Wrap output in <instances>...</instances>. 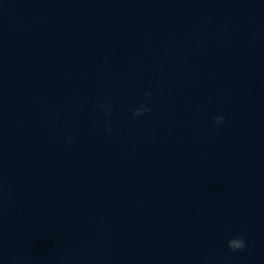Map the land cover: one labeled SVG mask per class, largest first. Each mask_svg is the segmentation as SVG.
I'll use <instances>...</instances> for the list:
<instances>
[{"label":"clouds","instance_id":"clouds-1","mask_svg":"<svg viewBox=\"0 0 264 264\" xmlns=\"http://www.w3.org/2000/svg\"><path fill=\"white\" fill-rule=\"evenodd\" d=\"M146 97H150L151 93L146 92L145 93ZM107 116L112 115V108L108 105V102L105 101L104 103L100 104L99 106ZM151 108L147 106V104H141L139 107L133 109V117H140L143 116L145 113L150 112ZM225 117L222 115H216L213 117L214 121V126L218 127L224 122ZM108 124L107 131L108 133H112L113 129L111 127V121L108 120L106 121ZM66 140L70 143L72 140L71 136L66 137ZM228 247L231 249L233 252L243 250L247 247V243L245 238L242 235H235L231 239L228 240Z\"/></svg>","mask_w":264,"mask_h":264}]
</instances>
